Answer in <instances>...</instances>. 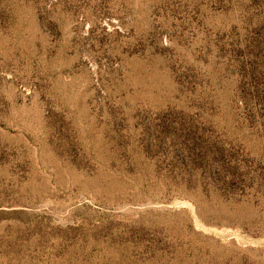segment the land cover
Listing matches in <instances>:
<instances>
[{"label":"rangeland","instance_id":"rangeland-1","mask_svg":"<svg viewBox=\"0 0 264 264\" xmlns=\"http://www.w3.org/2000/svg\"><path fill=\"white\" fill-rule=\"evenodd\" d=\"M0 264H264V0H0Z\"/></svg>","mask_w":264,"mask_h":264}]
</instances>
